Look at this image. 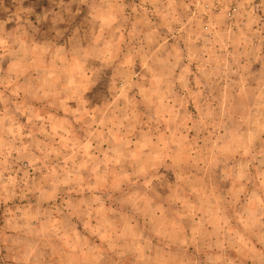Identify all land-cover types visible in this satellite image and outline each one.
<instances>
[{
  "label": "rangeland",
  "instance_id": "374dc122",
  "mask_svg": "<svg viewBox=\"0 0 264 264\" xmlns=\"http://www.w3.org/2000/svg\"><path fill=\"white\" fill-rule=\"evenodd\" d=\"M0 264H264V0H0Z\"/></svg>",
  "mask_w": 264,
  "mask_h": 264
},
{
  "label": "crops",
  "instance_id": "0c3cea01",
  "mask_svg": "<svg viewBox=\"0 0 264 264\" xmlns=\"http://www.w3.org/2000/svg\"><path fill=\"white\" fill-rule=\"evenodd\" d=\"M120 23H121V20L115 26L120 25ZM116 29H118V28H116ZM102 30H103V28H102ZM104 34H105V30L102 33V41L105 39V35ZM46 41L48 42V40H46ZM48 46H49V49L52 50V54L48 57V59L42 60V63L44 65H46V66L47 65H51V67H50L51 70H47L46 71V74H45V75H49L50 76V75H53L54 74L52 72L54 70V66L65 65L66 68H68L71 65V63L73 62V60H70V58H68V56H69L68 43H62V44H60L57 47H53V45L49 43ZM50 47H52V48H50ZM65 50H67L66 51V53H68L67 56L66 55H62L64 57L58 58L57 57L58 54L60 52L65 51ZM176 59L173 62L172 61L169 62L170 63V66L172 65L173 67H177L178 65H180V63H182V60L181 59H180V61L178 60L179 62H176ZM183 64L185 66L183 68L179 69V77H178L179 80H183L182 79V76L187 75L186 69L188 68V66H187V64H185V62H183Z\"/></svg>",
  "mask_w": 264,
  "mask_h": 264
}]
</instances>
